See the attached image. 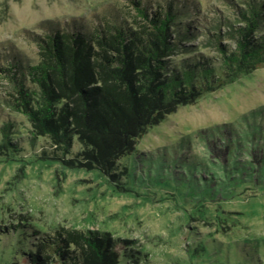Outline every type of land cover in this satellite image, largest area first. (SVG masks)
<instances>
[{
    "label": "rangeland",
    "instance_id": "374dc122",
    "mask_svg": "<svg viewBox=\"0 0 264 264\" xmlns=\"http://www.w3.org/2000/svg\"><path fill=\"white\" fill-rule=\"evenodd\" d=\"M146 1L155 11L168 0ZM171 1L178 21L195 30L185 41L195 49L173 58L203 54L219 65L214 34L238 21L233 2L245 0ZM118 16L134 23L130 0H0V145L10 122L21 148L0 150V264H30L25 244L73 227L130 240L134 259L122 256V264H264V66L150 127L121 159L128 173L115 179L42 158L48 139L33 140L26 116L12 108L15 82L1 67L39 61L36 36Z\"/></svg>",
    "mask_w": 264,
    "mask_h": 264
},
{
    "label": "trees",
    "instance_id": "16d2710c",
    "mask_svg": "<svg viewBox=\"0 0 264 264\" xmlns=\"http://www.w3.org/2000/svg\"><path fill=\"white\" fill-rule=\"evenodd\" d=\"M130 2L137 17L133 24L118 16L92 28L76 22L53 26L35 38L39 61L24 64L14 58L1 67L15 82L10 103L26 116L32 139L49 141L50 151L43 150L42 158L99 170L113 179L126 175L121 159L136 149L150 127L178 107L264 66V0L233 2L238 21L225 31L218 27L213 37L219 65L203 54L173 58L195 49L185 44L195 30L178 21L176 2L168 0L155 11L146 0ZM1 128L0 150L20 151L11 123ZM20 229L15 226L14 233ZM129 242L104 230L59 228L39 237L33 248L25 244L22 261L122 264V256L134 259L126 250ZM120 243H125L123 248ZM134 262L139 264V259Z\"/></svg>",
    "mask_w": 264,
    "mask_h": 264
}]
</instances>
